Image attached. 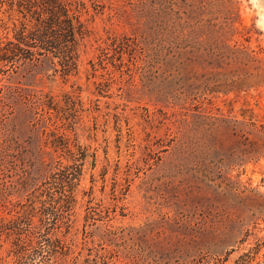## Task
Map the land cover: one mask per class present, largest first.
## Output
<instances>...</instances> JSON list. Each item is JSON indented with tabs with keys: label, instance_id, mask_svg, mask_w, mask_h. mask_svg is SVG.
<instances>
[{
	"label": "rangeland",
	"instance_id": "374dc122",
	"mask_svg": "<svg viewBox=\"0 0 264 264\" xmlns=\"http://www.w3.org/2000/svg\"><path fill=\"white\" fill-rule=\"evenodd\" d=\"M9 2L0 42L21 21ZM84 2L75 71L0 65L1 226L72 163L52 131L88 151L51 234L64 249L17 261L7 230L0 264H264V0ZM34 94L60 111L38 122Z\"/></svg>",
	"mask_w": 264,
	"mask_h": 264
},
{
	"label": "trees",
	"instance_id": "16d2710c",
	"mask_svg": "<svg viewBox=\"0 0 264 264\" xmlns=\"http://www.w3.org/2000/svg\"><path fill=\"white\" fill-rule=\"evenodd\" d=\"M9 1L5 4L21 16V21L19 26L14 24L12 39L0 42V65L13 69L20 62H33L51 55L58 60L65 75L75 71L80 57V42L89 36L87 25L82 19L83 11L87 9L84 0ZM28 101L37 106L38 122L50 120L53 111H60L48 95L34 94L29 96ZM70 118L64 117L65 120ZM72 121L71 125H75L76 122ZM50 136L53 138L49 143L53 151L64 152L67 155L65 158L72 163L63 165L61 161L57 162L55 170L42 185L44 187L39 189V197L42 198L40 206L34 205L32 210L24 211L23 215L10 222L9 227L0 225V232L11 230L18 237L14 251L17 261L25 258L29 246H36L42 255L65 247L61 240L53 239L51 234L62 219L70 221L63 214L71 212L76 204V189L80 184L88 151L85 147L72 143L64 134L58 135L52 131ZM7 151L4 148L0 155L8 157ZM35 218H38L39 224H35ZM1 252L0 244V255ZM1 260L2 258L0 263Z\"/></svg>",
	"mask_w": 264,
	"mask_h": 264
}]
</instances>
